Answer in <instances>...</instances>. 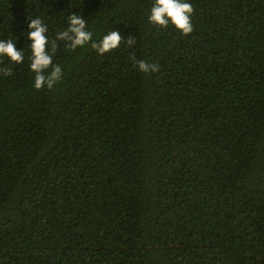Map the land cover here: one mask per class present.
Masks as SVG:
<instances>
[{"label": "trees", "instance_id": "1", "mask_svg": "<svg viewBox=\"0 0 264 264\" xmlns=\"http://www.w3.org/2000/svg\"><path fill=\"white\" fill-rule=\"evenodd\" d=\"M190 2L184 35L153 0H0V39L30 63L40 16L64 68L37 90L0 60V264H264V0Z\"/></svg>", "mask_w": 264, "mask_h": 264}, {"label": "clouds", "instance_id": "2", "mask_svg": "<svg viewBox=\"0 0 264 264\" xmlns=\"http://www.w3.org/2000/svg\"><path fill=\"white\" fill-rule=\"evenodd\" d=\"M71 11V9H69ZM194 12L193 4L190 0H153L149 10L148 20L150 23L159 27L174 26L184 35H189L194 31L191 16ZM68 27L66 30L57 33L58 40H65L69 43L67 48L70 51L78 47L85 46L92 40V33L87 29L88 21L75 13L67 18ZM48 26L40 16L32 17L28 24V31L24 33L26 40L30 41L31 54L28 57L30 63L25 61L26 50L18 49L17 39H0V60L7 58L14 64L26 65L34 75L33 86L35 89H52L60 82L64 75V68L58 62H54V48L51 47V40L47 35ZM122 36L118 31H112L104 36L100 43H93L100 55L110 53L121 45ZM137 41L129 39L127 45L133 47ZM134 63L142 73L156 72L158 66L145 60H136ZM5 75H11L10 72H4Z\"/></svg>", "mask_w": 264, "mask_h": 264}]
</instances>
